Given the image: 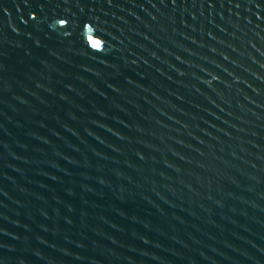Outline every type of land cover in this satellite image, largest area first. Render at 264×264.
<instances>
[{
  "label": "water",
  "instance_id": "water-1",
  "mask_svg": "<svg viewBox=\"0 0 264 264\" xmlns=\"http://www.w3.org/2000/svg\"><path fill=\"white\" fill-rule=\"evenodd\" d=\"M0 264H264V0H0Z\"/></svg>",
  "mask_w": 264,
  "mask_h": 264
},
{
  "label": "clouds",
  "instance_id": "clouds-1",
  "mask_svg": "<svg viewBox=\"0 0 264 264\" xmlns=\"http://www.w3.org/2000/svg\"><path fill=\"white\" fill-rule=\"evenodd\" d=\"M60 21H64V20H60ZM58 23H59V21H58ZM61 25V24H60ZM64 25V24H63ZM91 27L92 29H93V27L91 26V25H89V24H85L84 25V30H85V27ZM83 30V31H84ZM94 34V33H93ZM95 35V34H94ZM96 36V35H95ZM97 37V36H96ZM98 39H100V40H102V41H104L102 38H99V37H97ZM104 44H105V41H104V43H103V46L102 47H100V48H98V49H96V48H91V50H93V51H103V48H104Z\"/></svg>",
  "mask_w": 264,
  "mask_h": 264
}]
</instances>
